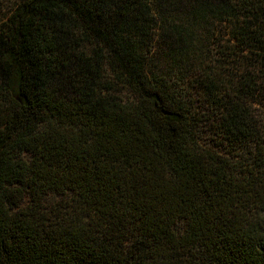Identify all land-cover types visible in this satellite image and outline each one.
Here are the masks:
<instances>
[{"label": "trees", "instance_id": "trees-1", "mask_svg": "<svg viewBox=\"0 0 264 264\" xmlns=\"http://www.w3.org/2000/svg\"><path fill=\"white\" fill-rule=\"evenodd\" d=\"M256 105L264 0H18L0 264H264Z\"/></svg>", "mask_w": 264, "mask_h": 264}, {"label": "rangeland", "instance_id": "rangeland-1", "mask_svg": "<svg viewBox=\"0 0 264 264\" xmlns=\"http://www.w3.org/2000/svg\"><path fill=\"white\" fill-rule=\"evenodd\" d=\"M18 0H0V23L3 21V19L5 18V16H7V14L10 12L11 8L17 3ZM156 53H159V50L156 46V43L154 42V45L151 49V52L149 53V57L153 58L156 57ZM159 58V57H158ZM160 59V58H159ZM155 66L157 63L156 59L152 61ZM196 91V90H195ZM195 91L193 92V94L195 93ZM197 93H195V98H198V96L196 95ZM257 108V112L262 114V118H264V108L260 107V105H256ZM200 110L203 112V109L200 108ZM205 113H207L206 111H204ZM204 129H208V126L204 127ZM210 136H212L211 132H206L205 137L206 138H210Z\"/></svg>", "mask_w": 264, "mask_h": 264}]
</instances>
